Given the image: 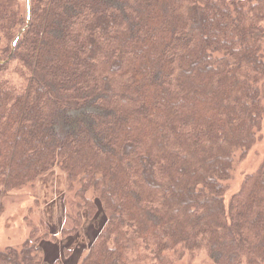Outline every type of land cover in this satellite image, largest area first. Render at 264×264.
<instances>
[{"label":"trees","instance_id":"trees-1","mask_svg":"<svg viewBox=\"0 0 264 264\" xmlns=\"http://www.w3.org/2000/svg\"><path fill=\"white\" fill-rule=\"evenodd\" d=\"M26 25L0 0V193L61 168L62 238L106 215L80 264H264V160L225 200L264 118V0H32L13 51ZM31 221L0 264H46Z\"/></svg>","mask_w":264,"mask_h":264},{"label":"rangeland","instance_id":"rangeland-1","mask_svg":"<svg viewBox=\"0 0 264 264\" xmlns=\"http://www.w3.org/2000/svg\"><path fill=\"white\" fill-rule=\"evenodd\" d=\"M22 9H26V1L19 0ZM264 160V118L262 127L258 131L256 143L248 150L244 158L237 157L236 164L226 184L225 200L228 203L231 196L237 192L246 175L255 171ZM0 244L2 247H20L30 238L32 223L48 224L55 239L44 241L42 250L45 253L46 264H80L86 254L85 247L79 248V252L68 256L65 247L78 246L93 241L96 235L103 229L106 223V215L99 204L96 217L90 220L86 229L75 238L63 239L60 231L62 226L71 225L68 215L77 210V201L74 193L68 189L66 174L56 167L46 176L38 180L35 186L26 187L3 195L0 193ZM73 254V253H72ZM206 261L203 254L195 264ZM178 264H189L188 259H183Z\"/></svg>","mask_w":264,"mask_h":264},{"label":"water","instance_id":"water-1","mask_svg":"<svg viewBox=\"0 0 264 264\" xmlns=\"http://www.w3.org/2000/svg\"><path fill=\"white\" fill-rule=\"evenodd\" d=\"M26 2V11H27V25L18 33L17 37L13 41V51H15L19 40L21 39L23 33L27 30V28L31 25L32 22V0H25Z\"/></svg>","mask_w":264,"mask_h":264}]
</instances>
